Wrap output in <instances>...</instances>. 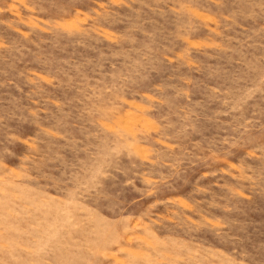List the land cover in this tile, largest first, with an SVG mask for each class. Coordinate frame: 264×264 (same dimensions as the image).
<instances>
[{"label": "rangeland", "instance_id": "374dc122", "mask_svg": "<svg viewBox=\"0 0 264 264\" xmlns=\"http://www.w3.org/2000/svg\"><path fill=\"white\" fill-rule=\"evenodd\" d=\"M0 264H264V0H0Z\"/></svg>", "mask_w": 264, "mask_h": 264}]
</instances>
